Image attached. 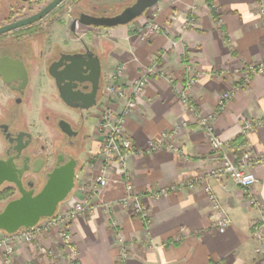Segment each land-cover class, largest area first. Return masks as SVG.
<instances>
[{
	"label": "crops",
	"instance_id": "crops-1",
	"mask_svg": "<svg viewBox=\"0 0 264 264\" xmlns=\"http://www.w3.org/2000/svg\"><path fill=\"white\" fill-rule=\"evenodd\" d=\"M158 7L166 31L152 43L141 44L132 27L141 18L131 26L108 29L104 36L109 45L107 83L112 82V75L122 65L117 83L128 94L142 70L140 63L151 62L164 48L168 51L162 63L167 75L150 79L125 121V132L137 149L128 158V172L135 189L146 197L164 186L190 181L217 163L203 127L175 97L173 86L182 80L184 55L202 73L192 90L199 108L213 111L220 93L234 90L227 109L214 121L216 133L228 144L243 134L248 141L245 150L264 153V124L246 134L242 132L243 119L264 117V74L251 76L241 88H237L240 74H219L264 62V27L259 21L257 0H161L148 11ZM192 8L196 10L197 27L187 30L183 24ZM216 71L219 72L215 74ZM124 104L125 99L111 101L119 111ZM174 128L179 130L176 140L185 149L184 154L167 148L147 152L154 138ZM99 141L96 121L90 126L88 163L102 150L97 147ZM254 171L259 207L250 203L231 178L208 180L231 221L223 233L216 226L217 213L201 186L170 192L158 200L148 199L150 217L144 225L119 204L125 184L112 171L108 187L94 200L99 207L97 214L78 216L72 222L77 261L67 259L56 232L51 231L44 235L42 243L57 247L61 256L42 255L36 245L25 244L18 246L14 264H264L252 236L253 225L264 215V165L256 166ZM107 209L119 221V235H115L104 213ZM122 250L127 252L126 258L121 257Z\"/></svg>",
	"mask_w": 264,
	"mask_h": 264
},
{
	"label": "flooded vegetation",
	"instance_id": "flooded-vegetation-1",
	"mask_svg": "<svg viewBox=\"0 0 264 264\" xmlns=\"http://www.w3.org/2000/svg\"><path fill=\"white\" fill-rule=\"evenodd\" d=\"M54 1L0 0V159L13 165L21 181L0 187V193L10 191L8 201L20 197L21 189L38 194L50 173L73 162L77 187L80 173L91 161L90 126L96 121L100 125L105 98L109 99L105 74L109 45L104 36L119 26L86 22L116 16L125 7L61 0L44 13ZM85 63L89 71L82 67ZM67 84H76L75 90L82 94L95 90L96 105L89 110L67 105L59 93V85ZM49 96L67 109L49 104ZM33 115L46 132L38 128Z\"/></svg>",
	"mask_w": 264,
	"mask_h": 264
},
{
	"label": "built area",
	"instance_id": "built-area-1",
	"mask_svg": "<svg viewBox=\"0 0 264 264\" xmlns=\"http://www.w3.org/2000/svg\"><path fill=\"white\" fill-rule=\"evenodd\" d=\"M257 12L260 24L264 27V0H257ZM184 27H189L188 22L185 23ZM153 28L159 32L160 28L158 25H155ZM155 67L156 64L136 79L130 94L126 92V89L122 85L117 83V78L123 70V67L118 68V71L113 75V81L106 88L109 99L105 107L102 122L98 127L99 131L103 133V154L105 156L101 169L95 175L96 177L89 178V181L77 185V190L80 193L78 192L77 196L75 195V200L64 211L59 212L58 210L53 217L42 219L32 228H23L12 234L0 231V254L3 264H14L18 246L25 244L36 245L38 252L42 255L61 256L57 247H47L42 243L44 235L51 231L56 232L60 245L67 252L65 255L67 259L77 261V250L73 245L72 222L80 215L86 213L94 214L96 212L97 205L94 203V200L108 187L112 171L125 184V194L120 198L119 204L123 208L129 209V211L131 210V213L139 217L144 225H147L150 217V210L147 204L148 199L158 200L170 192L184 188L194 189L201 186L209 197L213 210L217 213L216 226L218 230L221 233L225 232L231 222L230 218L225 212L218 195L208 183L210 178L219 179L222 176L231 178L249 197L250 203L255 207H259V199L255 192L258 178L254 168L258 165H264V153H253L245 150L239 158H235L228 148V143L215 131L214 115L202 118L199 124L203 127L209 144L216 154V164L190 181L164 186L161 189L153 191L147 197L135 189L127 167L128 158L134 153L135 147L132 139L125 132V121L126 117L136 108L137 99L144 92L149 77L157 73ZM188 68L190 67L188 66ZM234 74L242 76L237 88L244 87L251 76L264 74V62L247 64L243 69L234 70ZM201 75L202 73L189 75L184 85L176 87L180 103L192 112L197 110V105L192 99L191 88ZM233 96L234 90L224 92L217 105L221 109L226 108V105L230 103ZM112 99H125L123 109L119 112L117 111L114 115L111 114L113 112ZM263 124L264 117L243 119L242 132L246 134ZM177 135L178 128L164 132L161 138L151 143L147 152L155 151L165 146L167 149L184 154L185 149L176 140ZM110 170L112 171L110 172ZM112 227L115 231H119V223L113 222ZM116 233L120 234L119 232ZM252 236L257 242L256 252L264 256V215L253 225ZM121 257L126 258L127 252L122 250Z\"/></svg>",
	"mask_w": 264,
	"mask_h": 264
},
{
	"label": "water",
	"instance_id": "water-1",
	"mask_svg": "<svg viewBox=\"0 0 264 264\" xmlns=\"http://www.w3.org/2000/svg\"><path fill=\"white\" fill-rule=\"evenodd\" d=\"M61 0H55L44 13L57 5ZM161 0H135V2L123 9L116 16L90 19L86 23L97 26H123L128 25L135 19L143 16L145 12L159 3ZM85 70L89 71V66L82 64ZM70 80V78H69ZM71 81V80H70ZM76 84L59 85L61 99L69 106L89 110L96 105V92L82 94L75 90ZM90 99V101H89ZM87 102V103H85ZM68 125V124H67ZM63 126V130L68 131V126ZM76 163L56 168L49 174L48 180L43 189L36 195L32 191L21 189L22 195L7 202L0 211V231L9 234L15 233L23 228H32L42 219L53 217L58 211L59 205L64 202L76 188ZM5 182H13L18 185L15 169L8 161L0 159V187ZM21 187V186H20Z\"/></svg>",
	"mask_w": 264,
	"mask_h": 264
},
{
	"label": "rangeland",
	"instance_id": "rangeland-1",
	"mask_svg": "<svg viewBox=\"0 0 264 264\" xmlns=\"http://www.w3.org/2000/svg\"><path fill=\"white\" fill-rule=\"evenodd\" d=\"M93 2H102L103 4H106L107 5V7L108 8H113V9H116V8H119V7H127L128 5H131L132 4V2L133 1H135V0H92ZM112 1H118L119 2V4H117V5H114L113 3L114 2H112ZM144 16V17H143ZM143 16H141V17H139V18H137V19H135L133 22H131L130 23V26H131V24H134V22H136L137 20H139L140 18H141V20H140V22H139V24H135V26H132L133 28H135L136 30H137V34H138V36H139V39H140V42H141V44H143V45H147V44H150V43H152V41L155 39V37L156 36H158V35H165V27H164V25H163V23H162V21L160 20V18H161V16H160V8L158 7V8H156V9H151L150 11H146L145 12V14L143 15ZM186 22H188V24H189V27L188 28H185L184 27V25H185V23ZM197 14H196V10L194 9V8H192L191 10H190V12H189V14H188V16H187V18H186V20L184 21V24H183V28L184 29H187V30H192V29H195L196 27H197ZM155 25H158V27L160 28L159 29V32L157 31V30H154V26ZM130 29H132V28H130ZM167 54H168V51H167V49L166 48H164V49H162V50H160L159 52H158V57H156L155 59H153L151 62H149V63H147V64H144V63H140V67L142 68V70H141V72L139 73V75L137 76V78H139V77H141L151 66H153L154 64H156V74H154V75H152V76H150L149 77V80H148V82L150 81V79L152 78V77H154V76H156V75H161V76H164V75H167L166 73V71H165V69L162 67V63H163V61L164 60H166V58H168L167 57ZM138 60V59H137ZM188 66L190 67V68H188ZM121 67H123L122 65L120 66V68ZM123 69H124V67H123ZM235 70H237V69H235ZM123 71V70H122ZM219 71H221V70H219ZM219 71H216L215 72V74H217ZM198 73H200L199 71H196L195 69H194V66H193V63L190 61V60H188V57L186 56V55H184V73H183V77H182V80L179 82V84H177V85H174L173 87H174V92H175V94H176V100H177V102H179L180 103V101H179V99H178V94H177V92H176V87L178 86H182V85H184L185 83H186V81H187V78H188V76L189 75H196V74H198ZM234 73V70L232 71V70H223V71H221L219 74L220 75H222V76H228V75H230V74H233ZM241 77V79H242V76H240ZM136 78V79H137ZM200 78V77H199ZM136 79L134 80V82L132 83V85H131V88H130V90H132V87H133V85H134V83H135V81H136ZM148 82H147V84H148ZM147 84H146V86H147ZM196 84H197V82L193 85V87L191 88V96H192V90H193V88L196 86ZM124 87V86H123ZM125 88V87H124ZM126 89V88H125ZM227 91H230V90H227ZM224 92H226V91H223V92H221L220 93V95H219V97H218V101H220V99L222 98V95L224 94ZM50 95V94H49ZM142 95V94H141ZM140 95V96H141ZM139 96V97H140ZM139 97H138V99H139ZM138 99H137V103H138ZM192 99L194 100V102L196 103V107H197V110L196 111H190L191 112V114L193 115V117H194V119H195V121H196V123L197 124H199L200 123V120L202 119V118H204V117H207L208 115H214V118L213 119H216L218 116H220L221 114H223L224 113V111L227 109V107H228V105H226V108H223V109H221L218 105H216L215 106V108H214V110L213 111H211V112H207V111H205L204 109H202V108H199L198 107V104H197V102L195 101V99L192 97ZM48 102H49V104H51V105H55V107L56 108H58V109H67V107L64 105V103L62 102V101H58V100H55L54 101V99L52 98V97H48ZM218 101H217V103H218ZM231 101H232V99H231ZM181 104V103H180ZM229 104V103H228ZM113 112L111 113L112 115H114V113H116L117 111L119 112V110L118 109H116V108H114L113 107ZM32 119H33V121L34 122H38L37 123V126H38V128L39 129H41L42 130V132H46V130H45V128H44V125H42V123H41V121L40 120H38V117H36V116H32ZM215 121V120H214ZM188 123V122H187ZM189 125V124H188ZM200 125V124H199ZM98 127H99V124H98ZM168 131V130H167ZM169 131H171V130H169ZM164 132H166V131H162V133L158 136V137H156V138H154L151 142H150V144H148L149 146L151 145V143L152 142H154V141H156L158 138H161L162 137V134L164 133ZM178 132H179V130H178ZM98 133H99V135L101 136V142H100V144H102V145H100L99 143V145L97 144V147H98V149L100 148V149H102L98 154H96V155H94V160H93V162H91V163H89L88 165H86V167L83 169V171L80 173V177H79V181H78V183L77 184H80V183H85L86 181H89V178H94V177H96L95 175L98 173V171L101 169V167H102V165H103V163H104V158H105V156H104V154H103V133L101 132V131H99V128H98ZM102 147V148H101ZM161 148H166L165 146L164 147H161ZM161 148H159V149H161ZM97 149V148H96ZM97 149V150H98ZM137 149L135 148V151H136ZM134 151V152H135ZM148 152H151V151H148ZM80 186V185H79ZM41 189V186H38L37 187V191H39ZM78 192H79V190H76V188L72 191V193L70 194V196L64 201V202H62L60 205H59V212H62V211H64V209L66 208V207H70V204L75 200V195L77 196V194H78ZM80 193V192H79ZM8 200L7 199H4L3 201H1V203H0V210L3 208V205L7 202ZM96 204V203H95ZM97 205V207H96V212L94 213V214H92L93 216L94 215H96L97 214V212H98V209H99V207H98V204H96ZM109 212H106V210L104 211V213L105 214H107L108 216H109V219H110V222H111V224L113 223V222H116V223H119V221L116 219V218H114L113 216H112V213H111V210L109 209L108 210ZM130 212V214L132 215V216H134L131 212V210L129 211ZM91 215V214H89V213H86V214H83V215ZM83 215H80V216H83ZM113 230L115 231V229L113 228ZM115 232H119L120 233V224H119V231H115ZM115 235H119L118 233H115ZM119 239V238H118Z\"/></svg>",
	"mask_w": 264,
	"mask_h": 264
},
{
	"label": "trees",
	"instance_id": "trees-1",
	"mask_svg": "<svg viewBox=\"0 0 264 264\" xmlns=\"http://www.w3.org/2000/svg\"><path fill=\"white\" fill-rule=\"evenodd\" d=\"M247 145H248V141H247L245 135L242 134V135L237 136L234 140H232L228 144V148L235 158H239L243 154ZM9 194H10V191L1 192L0 193V200L7 198L9 196Z\"/></svg>",
	"mask_w": 264,
	"mask_h": 264
}]
</instances>
